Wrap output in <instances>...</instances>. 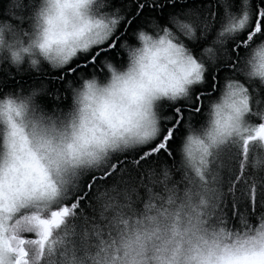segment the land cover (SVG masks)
<instances>
[{"label": "clouds", "instance_id": "obj_1", "mask_svg": "<svg viewBox=\"0 0 264 264\" xmlns=\"http://www.w3.org/2000/svg\"><path fill=\"white\" fill-rule=\"evenodd\" d=\"M19 2L24 11L13 12L20 19L7 13L0 18V62L15 68L37 71L47 64L59 70L89 50L76 44L80 30L110 19L103 16L108 0ZM115 27L110 24L111 31ZM179 35L182 33L171 29L169 33L138 29L135 43L122 44L123 65L106 61L103 78L97 74L81 76L69 87L68 108L57 111L51 120H42L39 112L33 111L40 95L37 88L0 95V164L7 161L3 133L9 105L20 107V117L13 118L24 124L34 141L46 136L53 148L68 158L70 173L102 166L111 154L148 142L151 135L142 139L141 134L146 128L156 129L159 103L184 98L200 82L188 78V61L169 43H179ZM232 35L225 33L222 39ZM70 48H75L72 55H68ZM240 75V80H225L219 94L209 101L202 124L186 130L174 164L156 166L151 181L145 174L127 183L111 182L94 193L88 221L81 217L76 222L81 228L100 225L105 243L116 241L122 256L118 264H202L209 258L215 261L228 250L251 247L258 251L264 246V227L257 231V225H264V208L245 224L240 223L239 216L235 222L226 220L211 181L207 188L201 185L188 163L189 156L200 155L218 126L235 117L245 97L253 103L250 88L264 87V46L249 49ZM241 118L246 119L247 114L242 112ZM248 155L245 178L249 183L264 181V144L257 141L250 145ZM185 171L193 181L191 185ZM122 218L128 221L126 228ZM94 243L87 241L89 252L94 251Z\"/></svg>", "mask_w": 264, "mask_h": 264}, {"label": "snow or ice", "instance_id": "obj_2", "mask_svg": "<svg viewBox=\"0 0 264 264\" xmlns=\"http://www.w3.org/2000/svg\"><path fill=\"white\" fill-rule=\"evenodd\" d=\"M14 9L24 11L19 0L11 4L6 0L0 16L7 13L20 19ZM103 16L109 21L87 24L76 37V44L89 50L52 75L45 102L34 105L33 111L39 112L42 120L57 115L47 100L55 97L58 102L63 86L78 83L89 69L102 73L104 62L116 63L128 34L145 27L182 33L179 43H169L188 61V78L200 82L184 98L159 103L156 129L146 128L141 134L142 139L151 135L148 142L111 154L102 166L71 173L68 158L54 149L46 136L34 141L24 124L13 118L20 117V107L9 105L3 133L7 161L0 164V264H118L122 256L116 241L106 244L98 224L81 228L76 222L81 217L88 221L94 193L111 182L127 183L145 174L151 181L156 166L174 164L186 130L195 128L194 122L202 124L197 117L208 107L206 102L225 80L241 79L250 48L264 46V0H119L115 10L105 11ZM110 24L116 25L114 31ZM225 33L234 35L222 39ZM74 52L75 48H70L68 55ZM9 84L7 75L0 73V90ZM250 91L253 103L245 97L235 117L218 126L198 157L188 159L201 185L207 188L211 181L222 205L221 215L226 220L239 216L241 224L264 208V181L249 183L245 178L250 145L257 141L264 144V87L252 86ZM242 112L246 119L241 118ZM184 177L193 183L187 171ZM121 223L125 228L128 225L124 218ZM261 227L264 225H257V231ZM89 239L96 241L93 252L88 250ZM202 264H264V246L258 251L251 247L228 250L215 261L209 258Z\"/></svg>", "mask_w": 264, "mask_h": 264}, {"label": "trees", "instance_id": "obj_3", "mask_svg": "<svg viewBox=\"0 0 264 264\" xmlns=\"http://www.w3.org/2000/svg\"><path fill=\"white\" fill-rule=\"evenodd\" d=\"M118 2L119 0H108V4L110 6L106 9V11L115 10V8L118 5ZM5 4H6V0H0V7H3ZM0 18H3V16H0ZM157 23H160V22L157 21ZM145 29L149 31L152 30L151 27H145ZM125 41H127L129 44L135 43L134 35L132 33H129ZM245 57H246V54H245ZM115 61H116L115 63L116 65L118 66L123 65L124 56L121 50L116 55ZM57 71L59 70L51 69L47 64H42L41 67L39 68V71H33L31 69H28L27 67L15 68L9 65L6 61L0 62V73L6 74L8 77V80L10 81V84L8 85L7 89L0 90V91H4V93H8V92L21 93V92H27L28 90L32 88H37L41 90L40 95L37 98L38 103H44L46 99L44 93H46L49 88L52 75H54ZM97 73H101V70L97 69L96 72L94 73L92 69H89V74H97ZM105 75L106 73L104 72L99 74L101 78H103ZM81 76H84V74L82 73ZM75 84L76 82H74L72 85H75ZM223 86H224V83L221 84L220 88L217 90L216 95L213 96L212 99H214L219 94ZM59 96H60V99L58 102H55V97H52V99L47 100V104L50 106L51 110L53 111H63L68 108L70 104L69 87L63 86V90L60 91ZM206 103H209V101ZM206 110H207V107H205L203 114L197 117V120L200 121L201 123L203 122L205 118ZM199 125H200L199 123L194 122V126H199ZM258 211L256 212V214L258 213ZM236 218L237 217H234L232 220L235 222Z\"/></svg>", "mask_w": 264, "mask_h": 264}]
</instances>
